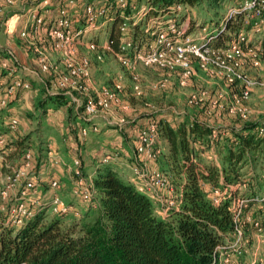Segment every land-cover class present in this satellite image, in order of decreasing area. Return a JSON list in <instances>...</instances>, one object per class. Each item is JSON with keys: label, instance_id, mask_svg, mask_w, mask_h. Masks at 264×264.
<instances>
[{"label": "rangeland", "instance_id": "374dc122", "mask_svg": "<svg viewBox=\"0 0 264 264\" xmlns=\"http://www.w3.org/2000/svg\"><path fill=\"white\" fill-rule=\"evenodd\" d=\"M89 1H95V11L101 10L102 7L100 6L103 4L97 3L96 1L98 0ZM241 1L202 0L199 5H175L167 11L153 9L151 4H149V0H131L128 16L124 17L123 14L121 16L126 22L130 21L132 25L140 24L144 34L142 44L146 46L145 50L141 48V52L144 56L152 53H155L156 56V62L150 65H143L141 63L122 64L116 56L108 53L106 39L109 34L108 27L112 23L111 19L112 17L114 18L113 13L97 16L91 25L86 22V18L80 25L76 22L74 27L71 28L73 29V33L77 30H85L83 35L73 38V47L76 50L78 59L87 58L89 62V86L87 92L85 94L65 92L49 86L56 78V73L62 74L64 70L59 54L48 49L47 55L52 66L56 67V73L52 72L51 69L46 74L38 75L39 79H37L36 77L25 75L24 71L19 67L21 70L18 71V76L25 82L35 85L34 87L32 86V91H34L35 95L33 101L30 103L32 111L28 109L21 110L23 112L21 125L18 124L19 126L17 125L12 133L24 129V136H29L33 143L38 144L41 140L44 141L46 138L43 139L42 132L39 131L37 123V119L42 115V110L34 111L41 100V97L39 98L38 95L45 91H47L45 94L48 96L63 93L71 101L72 107L70 113H68L69 111L63 112L67 123L66 127H63L64 131L66 130L71 135L76 134L75 130H77V127L74 114L83 125L81 128L79 127L80 129L78 128V134L86 137V139H90L87 141V145L89 146H95V142H99L100 139L98 138L100 137L104 138L107 136L110 140L118 136L122 138V141L119 143L121 146L109 148L114 154L107 156L105 161H110L113 158L114 163H116L113 165V168L122 176L125 175L130 178L131 183L135 186V183L142 184L144 181L143 178L137 180L135 175L133 176L131 169L134 166H138L145 174V170L149 171V163L152 165L155 163L160 164L159 156L164 152L165 147L156 130L152 148L158 154L155 155L154 159L147 160L144 156L137 154L135 148L132 147L134 137L132 138L131 136L135 135L137 137L141 130L149 127V124L155 128V117L160 116L168 120L174 119L175 121H179V119L185 116L192 117L208 124L210 128L216 129L220 128L219 126L222 127V124L223 126H227V123L233 118L231 116L237 117L240 122L261 120L264 118V53L261 50V47L264 46V18L262 22H259L251 17V15L247 16V14L238 13L228 19L233 10H238ZM26 5L23 2L21 3V0H16L12 5L3 4V7L9 13H7V16L6 14L0 16V24L3 26L6 24V21H10V15L13 13L17 15L16 18H19ZM66 5L71 6V2L68 3L67 1ZM51 7L52 16L57 15L59 8L54 11L53 6ZM143 10H146V14L142 17L141 13ZM227 19L228 21L225 22ZM169 20H173L174 24L179 27V30L183 31V35L192 40L195 46L203 44L204 39L212 37L210 41L212 49H208V53L203 54L204 59L198 58L197 55L186 51L183 52L181 57H178L172 50L164 48L160 43H157L155 33L158 31L166 32L167 21ZM256 22H258L257 25H255ZM235 27L237 31L234 32L231 28ZM239 32L243 36L242 41L238 40L237 35ZM179 37L178 42L181 43L184 39ZM1 41L0 39V43H2ZM244 41L245 44L243 43ZM89 42L97 44L100 51H89L87 48ZM232 42L240 44V55L230 54L227 51L228 45ZM13 43L17 46H22L23 50L30 53L31 48L27 45L24 47V43L21 42L19 44L18 40H15ZM34 44H37L36 41ZM242 44L244 47L241 46ZM1 49L3 52H9L14 58L16 57L12 50ZM221 52H225V56ZM227 54L228 57L226 56ZM16 58L15 60L19 64L18 58ZM254 62H257V64L254 65ZM226 69L231 70V75L227 74L229 78L225 77L227 73ZM29 70H36V67H30ZM43 85H46L47 88L45 89ZM116 85L120 87L118 89L119 92L115 91L114 86ZM135 86L139 89L138 95L133 89ZM105 91L114 93L116 100H111L108 109L99 111L95 117L85 116L82 105L89 98L98 97L101 95V92ZM243 91H246L247 95L244 99H241L240 93ZM52 92L53 94L50 95L49 93ZM0 95L2 94L0 93ZM17 96L15 99L13 97L10 102V97L6 98V109L0 110L2 114L6 116L9 114L10 106L14 100H17ZM234 97L240 100L238 105L235 104ZM236 108L241 110L240 114L230 112ZM56 116H59L58 112ZM102 123H105L106 126L99 132V129L95 128L93 124L98 126V124L102 125ZM2 128L0 126V129ZM81 129H85L84 134L81 133ZM107 129L114 130L115 132H107L106 134ZM54 130L52 129L53 132ZM261 130H259V134L263 133V130ZM225 131L226 129L221 130V136L217 140L223 141L222 139L227 136V132ZM97 132L99 133L97 137H90ZM131 132L134 134H130ZM88 133L90 134L88 135ZM47 134L49 133L46 131L44 133L45 137ZM109 134H112V136ZM215 136L217 135L212 130L209 136L210 142L216 139ZM53 139L55 140V148L53 149L56 150L57 148L59 151L65 150L67 152L66 144L63 142H67L65 134H54ZM72 140H74V137ZM73 143L75 145V142ZM83 143L86 142L83 141ZM38 146H42V149L38 148ZM46 146L47 143H39L37 146L32 144L31 150H34L36 154L42 155V152L46 151L44 149L47 148ZM121 149L124 150L123 153L120 151ZM5 152H7L5 147L0 148V190L6 185V178L12 174L11 168L18 165V158L11 159L9 158L10 154L5 155ZM86 158L84 159L85 161H87ZM202 158H204V161L211 162L219 167L218 156L214 148L210 153L202 155ZM16 160L17 162H15ZM74 168L73 165L70 166L69 175L66 173L61 176L56 175L61 180H56L57 187L54 189V195L60 197L65 204L72 206L73 210L80 216L85 211H88V208L93 207V204L92 202L84 203L79 197L72 194L76 180L72 173L75 170ZM151 170L160 172L161 168L155 167ZM251 175L252 171L249 170L247 178ZM34 176L28 173L26 177L27 180H35ZM165 177L171 184V180L167 176ZM133 178L135 179V183ZM37 183L38 180L36 182L37 194L32 195V198H37L40 202H48L49 199L43 197L47 188L41 191ZM23 185L24 180H21L9 193L10 197L8 196L4 200L0 199V212H5L6 219L9 217V209L17 203L18 194ZM205 188L209 191L207 194L215 198L213 193L215 190ZM58 189L59 193H56ZM229 189L233 191V195L228 191L226 192L229 193L228 196H230L232 203L239 209L237 230L222 245L224 248L218 251L216 264H264V186L260 189H254L249 187L245 182L231 186ZM217 192L220 195V192ZM63 193L65 194L62 195ZM151 196L158 197H155V200L152 199L156 213L159 216L166 217L170 211L164 213L165 211L162 212L161 207L169 199L176 198L177 192L172 191L171 193H167L165 190L154 188ZM92 201L95 203L94 199ZM172 210L176 209L173 208ZM40 211H44L48 216H52L50 211L46 209ZM40 211L38 210L37 212ZM70 218H72L70 215L65 217L67 220ZM254 222L260 224V231L256 229L257 227L254 226Z\"/></svg>", "mask_w": 264, "mask_h": 264}, {"label": "trees", "instance_id": "16d2710c", "mask_svg": "<svg viewBox=\"0 0 264 264\" xmlns=\"http://www.w3.org/2000/svg\"><path fill=\"white\" fill-rule=\"evenodd\" d=\"M67 1L71 2V6L66 5ZM122 1L125 3L124 8H120L119 0L96 2L103 4L100 7L105 10V14H114L106 39L108 53L130 58L139 49L145 50L146 46L142 44L144 34L140 24L132 25L121 16H128L131 0ZM94 2L53 0L51 6L54 11L65 8L73 28L76 22L80 25L85 20L86 6L96 7ZM201 2L149 0L153 9L167 11L175 5L194 6ZM55 18L56 15L52 14L44 16L39 31L43 33L52 26ZM122 24H126L123 30L120 29ZM231 30L237 31L236 27ZM126 44L129 47L122 50ZM95 51H100L98 45ZM0 52L6 53L3 50ZM10 79L7 78V81ZM32 86L35 85L29 83L28 90L20 89L15 94L34 92ZM45 93L47 91L39 93L41 100L34 111L40 109L44 113L47 107H59L71 112V101L63 93L53 96ZM0 108L6 109V106ZM73 116L77 130L72 138L79 149L86 137L78 134L83 125L76 115ZM231 117L227 126L222 124L227 132L222 142L217 140L221 130H224L221 126L210 128L208 124L186 116L179 121L155 117V130L165 147L159 156L160 172L171 180L172 190L179 196L176 200L178 208L170 211L166 217L159 216L152 200L115 171L113 158L105 161L107 156L114 154L109 149L113 146L103 147L90 170L79 157H75L79 165L72 173L75 178L76 171L89 178L94 192L92 200H95V203L92 200L89 203L92 202L93 207L80 216L76 215L78 218L69 214L72 218L68 220L65 219L68 215L48 216L44 211H35L21 225L11 224L5 212H0V264H216L217 247L224 245L233 233L231 198L225 197L220 203L214 204L205 187L223 192L245 182L254 189L264 186V118L240 122L237 117ZM8 120L4 121L5 130L0 133L5 137L4 147L12 150L9 158L21 160L24 152L30 151L28 173L34 175L43 163V156L33 153L31 147L41 142L35 144L29 136L8 139L7 132H12L7 127ZM93 125L98 129L97 125ZM260 129L263 130L261 134ZM212 130L217 136L210 142ZM136 144L137 137H134L132 147L135 148ZM38 148L42 149V146ZM213 148L218 156L219 167L202 158ZM249 170L252 175L247 178ZM229 192L233 195L232 190Z\"/></svg>", "mask_w": 264, "mask_h": 264}, {"label": "built area", "instance_id": "2783aa9c", "mask_svg": "<svg viewBox=\"0 0 264 264\" xmlns=\"http://www.w3.org/2000/svg\"><path fill=\"white\" fill-rule=\"evenodd\" d=\"M16 0H0V8L4 5H12ZM53 0H33L30 4H27L22 10V16L25 18V24L23 28L19 32V38L24 41V43L31 48L32 53L34 54V62L36 65V70H29L28 76L37 77L39 73H48L51 69L52 72L56 73V67H53L48 55L47 50H53L57 52L60 56V61L63 66L64 73H56V78L51 82V87L57 90H62L65 92H79L85 94L87 92L89 86V74H88V59L87 58H77L76 50L73 47V38L76 36L83 35L85 30H77L73 33L71 29V23L67 17V12L65 8H60L56 15L55 21L52 26L48 27L44 30V36L36 39L37 33L44 22L45 13H47L51 7V3ZM70 3V1L68 2ZM119 5L121 8L125 7V3L122 0H119ZM141 10V9H140ZM139 10V11H140ZM143 10L141 16L143 17L146 12ZM247 14L251 15V17L255 18L257 21L262 22L264 18V0H242L239 3L238 10H233L231 12V16H235V14ZM105 14V10L101 9L99 11H95L93 6H86L85 8V18L86 22L91 25V23L96 19L97 16H102ZM228 19L225 21L227 22ZM258 22L255 23L257 25ZM125 28V24H122L121 30ZM165 31H158L155 33V38L157 43H160L164 48H169L174 52V54L178 57L183 55V52L193 53L197 55L198 58L204 59V55L208 53V49H212L210 47L212 37L208 39H204L203 44H199L195 46L188 37H185L182 30H179L173 20L167 21V27ZM146 33V32H145ZM237 35L238 40L242 41L243 36L240 34ZM182 35V36H181ZM182 37L184 40L180 42L178 37ZM242 36V38H240ZM179 37V38H180ZM36 41L37 44H34ZM245 44V41L243 42ZM238 42H232L228 45L227 51L230 54L240 55L241 51ZM38 45V46H37ZM160 46V45H159ZM244 47V45H241ZM129 47V44H126L122 47V50ZM87 48L89 51H95L97 49V45L89 42L87 44ZM247 48V47H246ZM261 50L264 53V46L261 47ZM225 56V52H221ZM204 54V55H203ZM228 57V54L226 55ZM116 58L122 62V64H136L141 63L143 65H150L156 62L155 53L147 54L144 56L141 52V49L136 51L132 57L123 58L121 55H117ZM214 63H216L214 61ZM221 63V62H220ZM254 65L257 62L253 63ZM217 65V63H216ZM222 66V64H221ZM223 67V66H222ZM19 65L15 58L9 53L1 54L0 52V72L4 75L0 76V93L2 94L0 97V107L6 106V98L10 97L14 92L22 89L28 90L29 83L25 82L22 78L18 76ZM230 69H226L225 77L229 78ZM229 76H228V75ZM7 78H11V81H7ZM232 79V78H231ZM230 80V79H228ZM46 87V85H45ZM47 88V87H46ZM116 92H119L118 89L120 87L118 85L114 86ZM134 91L139 94V89L135 86ZM52 90V89H51ZM64 92V93H65ZM50 95L53 94L49 93ZM247 95L246 91L240 93L241 99ZM116 100L115 94L112 92H101V95L95 97L93 99H88L84 105H82V110L85 116L95 117V115L102 110H107L109 107V103L111 100ZM235 104H239V99L233 98ZM233 113H241L239 108L235 110H231ZM18 125V120L16 118H10L7 123V127L10 131H14ZM148 128L141 130L137 136V144L135 146L136 153L144 156L147 160L154 159L155 155L158 154L157 151H154L153 144L155 138V128L153 125H148ZM95 129V128H94ZM82 134H84L85 129L80 130ZM262 131V130H261ZM5 145V137L0 133V148H3ZM50 151H47V155H50ZM30 151H26L23 154L22 159L18 163V165L13 166L11 168V175L6 178V185L0 190V199H5L8 197L9 193L12 189L17 185L21 180H24V185L21 191L18 194L17 203L14 204L13 207L9 209L8 212V220L13 225H21L23 221L27 218L33 216L35 211L40 210H48L51 214H61V215H78V213L73 210L72 206L67 205L62 201V199L56 195H53L48 202H40L37 198L33 199L32 195L37 194V185L35 180L30 179L27 180V174L30 169ZM75 168L78 167L79 163L77 160H73L72 164ZM133 176L137 180H141L143 178L142 184L135 183V179L133 181L135 183L136 188L145 194L149 199H154L157 196H151L152 190L161 189L167 191V193H171L172 187L168 179L160 172L149 170L148 172L145 170V174L142 170L138 168V166H134L132 169ZM150 172V173H149ZM143 173V174H140ZM76 180L74 182L72 194L76 197H79L82 202L89 203L93 198V189L91 187L89 178H85L78 174ZM51 189H55L57 187V181L52 180L49 184ZM229 190L225 189L223 192L219 193L215 190L213 202L214 204L220 203L225 197H230ZM228 191L229 193H227ZM179 196L173 197L169 199L161 207V211L164 213H168L171 209H177L178 203L176 199ZM231 212L233 213V234L236 232L237 221L239 209L232 203L231 201ZM167 211V212H166ZM167 215V214H166ZM254 226L257 227L258 231L261 230L260 224L258 222H254ZM224 247H217V251L223 249Z\"/></svg>", "mask_w": 264, "mask_h": 264}, {"label": "crops", "instance_id": "0c3cea01", "mask_svg": "<svg viewBox=\"0 0 264 264\" xmlns=\"http://www.w3.org/2000/svg\"><path fill=\"white\" fill-rule=\"evenodd\" d=\"M33 0H21V3L23 2L24 5L25 4H30V2H32ZM7 13H9L8 11H6V9L1 6L0 8V16L5 15L7 16ZM52 12L49 9V11L47 13H45V16H49L51 15ZM20 15V14H19ZM10 21H6L5 25H1L0 24V39L2 40L0 43V48H4V49H9L12 50L14 52V55L18 58H16L18 60V65L19 67L22 69V71H24L25 75H28V71L30 67H33L35 65L34 62V57L32 56V53H28L26 50H23L22 46H17L15 45V40L19 41V44L22 42H24L23 40H20L19 38V32L20 30L23 28L24 24H25V19L22 15L19 16V18H16V14H11L10 15ZM41 34H43L44 36V32L42 33V31L37 33L38 38H41ZM2 50V49H1ZM32 56V57H31ZM20 61V62H19ZM17 96V100H14L10 106V111L9 114L4 115L2 114V112H0V123H1V127H3L2 129H0V131H4L5 130V125H4V121L6 119H10L12 117H16L18 119V124L21 125V120H22V115L23 112L21 111L22 109H28L29 111H32V107L30 106L31 101H33V97L35 95V93L33 92H19L17 94L14 95V98H16ZM1 97V95H0ZM12 99V98H11ZM30 101V102H29ZM2 108H0L1 110ZM4 110V109H2ZM65 109L63 108H56V110L54 108L51 107H47L46 110L44 111V113H42V115L39 116V118L37 119V123L39 125V131L42 132V136L43 139H45L44 141L41 140V143H47V148H44L46 151L42 152V156H43V163L41 164V166L38 168V172L36 174H34V179L38 180V186L39 189L42 191L45 188H47V191L43 194V197L50 199L55 191L54 189H51L49 187V183L52 180H57L60 181L61 179H59L58 177H56V175H63L64 173H66L67 175H69V168L72 165V161L75 157H79L80 160L84 163V166L87 168V170H90L92 168V164L94 163V161L96 159H98L101 155V150L103 149V147L106 146H110V147H114V146H121L119 143L122 141L119 136L117 138H113V139H109L107 136H105L104 138H98L100 139V141L95 142V146H89L87 145V141H89L90 139H84V142L81 144L80 148L77 149L76 145H73L74 141L72 140V135H69V133H67V131L63 129V127H66L67 123L65 120V114L63 112ZM59 113V116H56V113ZM55 116V117H54ZM97 123V122H96ZM18 125V126H19ZM106 124L102 123V125L98 124V129L99 132H101L103 129V127H105ZM51 128V130H50ZM52 129H55L54 132L52 131ZM24 129H22L21 131H16L15 133L12 132H7L6 137L8 139H15V138H19L21 136H24ZM47 131L46 137L44 135V133ZM55 131H57L58 135H63L65 134V141H63L66 145L67 148V152H65V150H60L55 148V140L54 138V134L56 135L57 133H55ZM107 132H115L114 130H106V134ZM40 134V133H39ZM99 133H94L92 134L90 137H97ZM132 134V132L130 133ZM134 134V133H133ZM132 134V135H133ZM112 136V134H109ZM131 136V135H130ZM132 138L135 137V135L131 136ZM163 146H164V142ZM45 146V145H44ZM85 148V149H84ZM7 152H5V155H9L12 150L10 149H6ZM47 151H50V155H47ZM120 151H122V153L124 152L123 149H121ZM33 153H35V151H32ZM87 157V158H86ZM86 158L87 161H85L84 159ZM17 162V160L15 161ZM20 162V159H18V163ZM116 163H114L115 165ZM132 164V163H131ZM148 170H151L155 167L160 168V164L159 163H155L154 165H152L151 163L148 164ZM116 171V170H115ZM121 177H123L126 181L131 183V179L128 178L125 175H121L119 172H117ZM130 173V172H129ZM64 177V176H63ZM60 188V187H58ZM56 193H59V189L56 191ZM65 193H63L62 195H64ZM61 195V192H60Z\"/></svg>", "mask_w": 264, "mask_h": 264}]
</instances>
